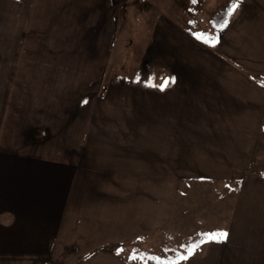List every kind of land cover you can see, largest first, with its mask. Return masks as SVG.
I'll return each instance as SVG.
<instances>
[{
  "label": "crops",
  "instance_id": "crops-1",
  "mask_svg": "<svg viewBox=\"0 0 264 264\" xmlns=\"http://www.w3.org/2000/svg\"><path fill=\"white\" fill-rule=\"evenodd\" d=\"M225 19L229 23L223 30L212 28L219 40L215 47L189 36L192 50L185 54L174 48L172 73L159 74L147 89L154 93L142 98L143 113L157 115L151 153L170 164L161 179L261 176L245 172L252 167L264 124V0H242ZM173 78L175 83L159 90L164 80ZM141 127L150 128L148 122ZM92 141L94 152L99 144ZM43 155L0 150V264H31L36 258L58 256L53 251H65L70 244L74 247L67 256L88 264L100 258L126 259L124 252L132 250L127 243H140L135 250L144 248L157 258L147 241L181 233L182 210L198 214L209 209L171 202L164 180L153 192L140 178L118 185L113 176L101 177L95 153L87 162L84 155ZM259 184L253 183L250 193L264 192ZM216 210L220 224L195 221L199 228L187 239L226 231V242L203 244L180 264H264V198L257 195L245 204ZM177 253L187 254L173 250V260Z\"/></svg>",
  "mask_w": 264,
  "mask_h": 264
},
{
  "label": "rangeland",
  "instance_id": "rangeland-1",
  "mask_svg": "<svg viewBox=\"0 0 264 264\" xmlns=\"http://www.w3.org/2000/svg\"><path fill=\"white\" fill-rule=\"evenodd\" d=\"M229 1L0 0V150L84 155L85 162L95 153L101 177L113 176L118 185L140 178L156 192L166 181L162 186L172 192L171 202L209 209L182 210L181 233H166L145 245L158 252L159 261L173 260V250L186 252L187 238L199 228L195 221L219 225L217 208L264 198V192L250 193L253 183L264 185V124L245 172L259 178L161 179L170 164L151 153L157 115L143 113L142 98L154 93L147 90L150 80L155 84L159 74L172 73L174 48L186 54L193 47L189 36L213 35L210 20ZM143 122L150 128L141 127ZM92 140L99 144L94 152ZM131 244L126 259L100 258L97 264H146L152 258L144 248L134 249L140 243ZM73 247L31 264H88L67 256Z\"/></svg>",
  "mask_w": 264,
  "mask_h": 264
},
{
  "label": "snow or ice",
  "instance_id": "snow-or-ice-1",
  "mask_svg": "<svg viewBox=\"0 0 264 264\" xmlns=\"http://www.w3.org/2000/svg\"><path fill=\"white\" fill-rule=\"evenodd\" d=\"M193 3L196 2V0H192ZM242 0H236L235 3L232 4L231 8L228 10L227 16L231 17L234 13V11L237 9V7L240 5ZM229 23L228 19H224L223 23L219 24L217 31L223 30ZM194 39H196L198 42H201L209 47H215L216 44L219 42L217 35H208L201 32L194 33ZM170 83H175V79L173 78L171 81L164 80L161 85H159V90L164 91L166 87L169 86ZM149 87H153L154 85L149 81V84L147 85ZM84 103H87L85 100ZM228 233L226 231H215L211 233H204L201 234V238L196 242H190L186 248V255H180L177 253L176 260H167V261H159L158 258L152 257L151 259L157 260V264H180V261H187L197 250L200 249L201 245L207 244V243H216V244H222L226 242L228 238ZM119 254V253H117ZM130 259H136L135 256H131Z\"/></svg>",
  "mask_w": 264,
  "mask_h": 264
},
{
  "label": "trees",
  "instance_id": "trees-1",
  "mask_svg": "<svg viewBox=\"0 0 264 264\" xmlns=\"http://www.w3.org/2000/svg\"><path fill=\"white\" fill-rule=\"evenodd\" d=\"M236 0H230L224 9L217 11L211 18L210 23L213 29H217L219 24L223 23V20L226 18L228 10L231 8L232 4L235 3ZM201 237L197 236L190 240V242H196Z\"/></svg>",
  "mask_w": 264,
  "mask_h": 264
}]
</instances>
